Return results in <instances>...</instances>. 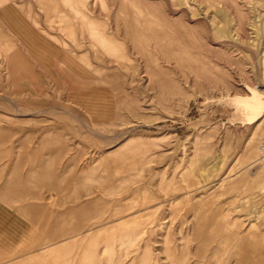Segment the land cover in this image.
Returning <instances> with one entry per match:
<instances>
[{"label":"rangeland","instance_id":"1","mask_svg":"<svg viewBox=\"0 0 264 264\" xmlns=\"http://www.w3.org/2000/svg\"><path fill=\"white\" fill-rule=\"evenodd\" d=\"M12 3L54 57L20 106L2 12L0 264H264V0Z\"/></svg>","mask_w":264,"mask_h":264},{"label":"crops","instance_id":"2","mask_svg":"<svg viewBox=\"0 0 264 264\" xmlns=\"http://www.w3.org/2000/svg\"><path fill=\"white\" fill-rule=\"evenodd\" d=\"M17 6L18 5L14 3L10 5L5 4L3 7V10L0 9V17L2 19L3 17L2 12H4L5 19L10 21L9 22L10 25H9L8 22L2 19L5 23L4 25L8 27V29L11 30V33H14V35L19 39L21 44L27 48V51L30 54L28 55L27 53L22 52L18 48H15L19 52H12V55L10 56V60H11V65L13 66L14 69L18 67H24L27 69V66L29 67L28 71L25 69L18 75L17 81L19 82L16 84L17 86L20 87V91H21L20 93L25 96V98L21 100L22 103L20 102L19 105L22 107L24 105V107L26 106L27 108H31L33 107V99H32L33 98V63H32L33 54H35L37 57L41 59H43L42 56H44V54L48 55L49 58H53L54 56H52L49 53L44 52L42 48L39 46L40 45L39 43H42L41 42L42 39L40 37H43V36H41L37 32H35L36 33L35 34L32 29L30 31V28L27 27L26 24L23 22V21L28 20V18L22 14L20 8ZM15 26L18 27L19 29L22 27L23 28L27 27L26 28L27 30L21 33L20 36H18L13 30V28L15 29ZM33 35L34 36L36 35L37 38L36 37L35 38L37 39L36 41L38 43L35 42V40H33ZM9 44H10L9 40L6 41L5 38L3 37L0 39V48L4 47L5 51L10 50V47L7 46ZM33 44H37L38 46L34 47ZM20 55H22V57L24 58L25 64L23 63V61L20 60V57H21ZM5 62H7V59L5 60ZM7 63H6V68H7ZM124 158L125 157L118 158L117 162L119 163L116 162L117 165H126V160ZM117 170L119 172V169ZM120 172L122 171L120 170ZM117 176H119V174ZM31 225L32 224L31 222L29 223L28 219L23 217L17 210L13 209V207H11L10 204L0 199V256H4V257H0V260L7 258V255L9 256L11 255L10 253L9 254L4 253L5 250L6 251L12 250L11 249L13 247L12 245L17 242L19 243L22 232H26V233L30 232ZM26 236L27 235L25 234V237ZM18 246L20 245L17 244L15 248H18Z\"/></svg>","mask_w":264,"mask_h":264}]
</instances>
